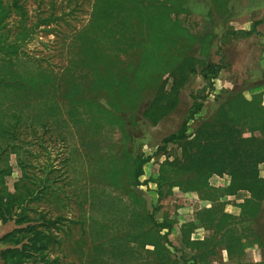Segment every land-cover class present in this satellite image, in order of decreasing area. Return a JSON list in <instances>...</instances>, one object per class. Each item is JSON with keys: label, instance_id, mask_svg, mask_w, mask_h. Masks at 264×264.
I'll use <instances>...</instances> for the list:
<instances>
[{"label": "rangeland", "instance_id": "rangeland-1", "mask_svg": "<svg viewBox=\"0 0 264 264\" xmlns=\"http://www.w3.org/2000/svg\"><path fill=\"white\" fill-rule=\"evenodd\" d=\"M0 1V170L8 171L0 191L36 189L35 198L22 207H27L29 225L42 233L37 256L44 264H192L178 227L169 238L160 232L166 243L161 241L158 257L140 236L145 231L154 236L155 224L163 220H189L195 209L179 210L190 205L171 192L178 181L167 163L181 159V148L164 141L182 125L187 127L182 140L192 141L237 94L242 103L232 105L246 108L251 96L263 95L264 108V0H177L180 10L170 20L187 31L191 42L171 41L173 55L163 53L168 62L159 65L158 84L169 91L183 59L193 61V72H183L187 80L177 90V106L156 125L142 114L157 83L130 110L114 97L119 111L105 90L95 88L94 71L105 69L87 60L83 41L91 40L93 53L119 78L127 64L138 61L133 48L121 52L117 35L104 39L95 33L103 0ZM171 63L175 72L167 69ZM254 115L238 119L239 128H248ZM114 117L121 119V129ZM261 117L255 126H264ZM254 136L264 140L258 132ZM127 155L150 158L137 186L123 164ZM112 165L122 170L118 184L109 180ZM258 173L264 177V164ZM253 210L262 220L252 227L244 224L245 233L264 244V200ZM14 226L10 219L0 222V242ZM2 244L0 251L7 248Z\"/></svg>", "mask_w": 264, "mask_h": 264}, {"label": "trees", "instance_id": "trees-1", "mask_svg": "<svg viewBox=\"0 0 264 264\" xmlns=\"http://www.w3.org/2000/svg\"><path fill=\"white\" fill-rule=\"evenodd\" d=\"M103 4L104 9H100L95 15L100 21L95 33H99L104 39L117 35L116 41L121 46V52L133 48L138 61L134 65L127 64L119 78L100 62L97 53V56L93 53L91 40L83 41L81 50L89 62H95V65L105 69L104 73L94 71L95 88L105 90L110 99L109 104L115 111H119L121 107L119 102L114 103V97L130 110L133 103L138 104L147 88L158 84L160 76L163 75L158 72L159 65L163 66L168 62L162 59L163 53H167L169 57L173 55L170 49L171 41L178 37L183 39V45L190 44L191 37L176 20H170V15L180 10L177 0H103ZM3 14L4 9L0 1V19ZM128 32L130 34H127ZM192 62L190 59H183L178 64L175 76L179 77L173 78L169 91L165 92L163 83L156 86L155 97L142 114L145 120L156 125L175 109L178 103L177 90L187 80L183 72H193ZM174 64L171 63V69H167L175 72ZM262 98L263 95L251 96L250 101L245 102L246 108H243L232 105L236 100L242 103L241 95H235L224 107L219 108L212 121L202 124L192 141L182 140L187 138L185 125L181 126L178 133L169 136L164 142L177 144L181 148V159L167 163V168L173 170V177L178 181L174 186L182 191H199L205 194L206 198L212 199L214 195L207 191L209 179L214 175H228L230 181L222 194L247 192L250 199L246 201L245 215L254 218L253 208L264 200V179H261L258 173V166L264 164V140L254 136V132H258L264 137V126L254 125L262 120L261 116L264 117V108L260 106ZM101 113L111 116L110 113ZM254 113L253 120L249 123L251 125L246 129L239 128L238 119ZM131 120L133 122V115ZM114 123L121 129L120 118H115ZM149 161L150 158L144 159L141 156L135 159L126 156L123 164L131 173L134 186H137L139 178L143 175V166ZM112 166L109 180L116 184L122 170L118 166ZM7 173L8 171L0 170V179ZM43 188L47 190L45 186ZM14 191L12 194L6 187L0 191L7 201L2 203L3 198L0 199L1 224L10 219L19 227L2 238L1 242L5 243L7 248L0 252L1 260L4 264H44L38 257L42 252L39 241L42 233L29 225L30 219L25 214L27 207H22L30 202L32 197L35 198L36 189L28 186L20 189L14 186ZM39 193L43 194V191ZM155 226L157 233L154 236H149L150 231H145L140 236L145 243L143 246L153 247V254L158 257L161 241L166 243L165 237H160L159 234L166 231L168 235L172 223L163 220ZM168 264L178 263L170 261Z\"/></svg>", "mask_w": 264, "mask_h": 264}, {"label": "crops", "instance_id": "crops-1", "mask_svg": "<svg viewBox=\"0 0 264 264\" xmlns=\"http://www.w3.org/2000/svg\"><path fill=\"white\" fill-rule=\"evenodd\" d=\"M225 177L214 175L209 179L207 191L214 195L212 199L206 198L205 194L199 191H182L173 186V195L181 196L184 206L190 205L188 208L180 207L179 210L185 212L186 209H195L189 220L173 219L171 231L178 227L180 244L192 257V264H264L263 242L257 236L245 233L244 227V224L249 227L253 222L260 224L262 219L255 217L250 221V216L243 218L247 211L246 201L250 199V195L247 192L223 195L222 191L228 184ZM241 226L243 233L239 232ZM17 228L19 227L14 226L4 235ZM3 250L5 248L0 252ZM217 251L222 253L218 256ZM218 257H222L219 263Z\"/></svg>", "mask_w": 264, "mask_h": 264}]
</instances>
